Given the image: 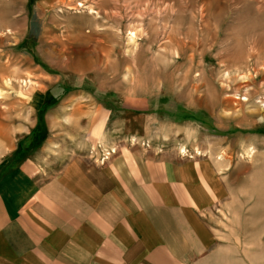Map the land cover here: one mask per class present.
<instances>
[{"label":"rangeland","instance_id":"374dc122","mask_svg":"<svg viewBox=\"0 0 264 264\" xmlns=\"http://www.w3.org/2000/svg\"><path fill=\"white\" fill-rule=\"evenodd\" d=\"M121 149L217 166L209 223L264 264V0H0V179Z\"/></svg>","mask_w":264,"mask_h":264},{"label":"crops","instance_id":"0c3cea01","mask_svg":"<svg viewBox=\"0 0 264 264\" xmlns=\"http://www.w3.org/2000/svg\"><path fill=\"white\" fill-rule=\"evenodd\" d=\"M147 152L73 160L44 183L28 167L4 175L0 264H248L207 218L227 197L217 166Z\"/></svg>","mask_w":264,"mask_h":264},{"label":"trees","instance_id":"16d2710c","mask_svg":"<svg viewBox=\"0 0 264 264\" xmlns=\"http://www.w3.org/2000/svg\"><path fill=\"white\" fill-rule=\"evenodd\" d=\"M45 106L48 107V101L45 102ZM46 136L44 133L40 132L38 129L34 130L28 137L22 140L19 144L20 150L22 152H27L39 146ZM28 143V144H27Z\"/></svg>","mask_w":264,"mask_h":264},{"label":"built area","instance_id":"2783aa9c","mask_svg":"<svg viewBox=\"0 0 264 264\" xmlns=\"http://www.w3.org/2000/svg\"><path fill=\"white\" fill-rule=\"evenodd\" d=\"M111 155V152H108L105 156H104V160L107 159L108 157L107 156H110Z\"/></svg>","mask_w":264,"mask_h":264}]
</instances>
